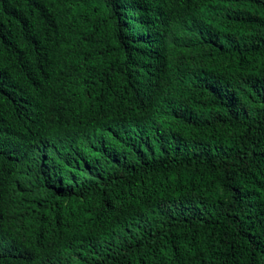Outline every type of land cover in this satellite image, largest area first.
<instances>
[{
    "label": "trees",
    "instance_id": "obj_1",
    "mask_svg": "<svg viewBox=\"0 0 264 264\" xmlns=\"http://www.w3.org/2000/svg\"><path fill=\"white\" fill-rule=\"evenodd\" d=\"M7 97L0 264H264V0H0Z\"/></svg>",
    "mask_w": 264,
    "mask_h": 264
},
{
    "label": "clouds",
    "instance_id": "obj_2",
    "mask_svg": "<svg viewBox=\"0 0 264 264\" xmlns=\"http://www.w3.org/2000/svg\"><path fill=\"white\" fill-rule=\"evenodd\" d=\"M11 97H12L13 99H15V101H17V102L19 103L18 98L13 97V96H11ZM10 99H11V98H10ZM8 100H9V97H7V99H6L5 102H0V108H3V107L5 106L6 103H8V104H10V105H12V106L17 105L16 103L8 102ZM1 111H2V110H1Z\"/></svg>",
    "mask_w": 264,
    "mask_h": 264
}]
</instances>
